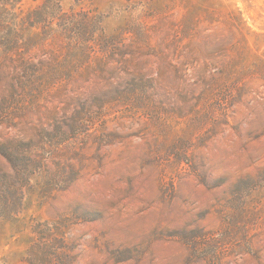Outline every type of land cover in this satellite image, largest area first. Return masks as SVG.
Listing matches in <instances>:
<instances>
[{"label":"rangeland","instance_id":"374dc122","mask_svg":"<svg viewBox=\"0 0 264 264\" xmlns=\"http://www.w3.org/2000/svg\"><path fill=\"white\" fill-rule=\"evenodd\" d=\"M11 143L0 264H264V0H0Z\"/></svg>","mask_w":264,"mask_h":264},{"label":"trees","instance_id":"16d2710c","mask_svg":"<svg viewBox=\"0 0 264 264\" xmlns=\"http://www.w3.org/2000/svg\"><path fill=\"white\" fill-rule=\"evenodd\" d=\"M27 74L28 73H26V75ZM0 154L8 161V163L12 166V169L18 175H20L21 178L23 177V179H26V173L32 172V170H36L37 168H39L40 164H43L45 161V159L39 161L38 159L32 157L30 152H26L21 160L19 158V153L17 151L16 144L12 143L9 145L2 144L0 146Z\"/></svg>","mask_w":264,"mask_h":264}]
</instances>
